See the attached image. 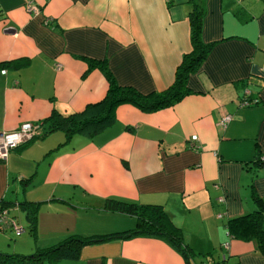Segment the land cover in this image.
<instances>
[{"label":"crops","instance_id":"obj_1","mask_svg":"<svg viewBox=\"0 0 264 264\" xmlns=\"http://www.w3.org/2000/svg\"><path fill=\"white\" fill-rule=\"evenodd\" d=\"M193 2L210 47L180 99L150 110L120 102L114 121L93 135L56 129L0 159V208L21 225L23 201L36 209L35 235L10 243L0 232V250L27 253L69 234L133 228V214L105 207L116 197L160 204L188 256L163 234L135 232L40 264H264V239L234 237L227 227L258 208L254 194L264 199V0H0V130L43 128L53 111L104 97V65L143 93L166 88L192 49ZM224 113L232 117L222 124Z\"/></svg>","mask_w":264,"mask_h":264},{"label":"trees","instance_id":"obj_2","mask_svg":"<svg viewBox=\"0 0 264 264\" xmlns=\"http://www.w3.org/2000/svg\"><path fill=\"white\" fill-rule=\"evenodd\" d=\"M202 12L198 2H193L189 12L192 49L184 53L181 62L177 66L174 80L166 88L143 93L132 86L119 84L112 77L108 67L105 65L101 66L109 81L104 97L88 103L81 110L71 111L66 114L53 111L44 119L48 123L46 127L41 128L39 134L62 129L66 137H70L75 133L93 135L114 121V107L120 102L129 101L150 110L171 104L180 99L189 91L187 85L188 74L201 64L210 47V44H205L200 38ZM257 160L262 162L259 158ZM253 198L258 208L230 218L227 227L228 232L234 237L257 239L262 243L264 239V199L257 194H254ZM23 204L27 206L28 210V231L35 235V206L30 201H23ZM105 207L133 214L137 219L136 226L122 232L96 236L69 234L55 244L39 246L32 253L27 254L0 250V264H40L44 260L75 259L79 256L80 246L84 243L135 232L163 234L188 256L190 248L184 242L180 228L171 222L167 212L160 204L139 203L108 197L105 200ZM261 243L260 245L262 246Z\"/></svg>","mask_w":264,"mask_h":264},{"label":"built area","instance_id":"obj_3","mask_svg":"<svg viewBox=\"0 0 264 264\" xmlns=\"http://www.w3.org/2000/svg\"><path fill=\"white\" fill-rule=\"evenodd\" d=\"M29 10L36 11V7L27 3ZM250 101L243 99L241 103L247 104ZM230 113H224L220 118V123L225 124L231 119ZM41 127L39 124L31 122H22L17 128L12 130H0V159H6L8 152L11 148L26 142L30 137L39 134ZM196 135H191L192 140L196 139ZM260 161L264 162V151L258 155ZM11 228L17 233L24 230V227L20 225L14 218L7 216L4 208L0 210V228Z\"/></svg>","mask_w":264,"mask_h":264},{"label":"rangeland","instance_id":"obj_4","mask_svg":"<svg viewBox=\"0 0 264 264\" xmlns=\"http://www.w3.org/2000/svg\"><path fill=\"white\" fill-rule=\"evenodd\" d=\"M22 226L25 227V230L22 231L21 233H17L14 229H11V228H7V229H0V232H2V234H4V236L8 237L9 234H11V240H10V243H13L14 242V239L18 236H20L21 234H26L28 232V228H27V218L23 215L22 216ZM21 225V224H20ZM7 239H3V244L1 245H4L5 243H7ZM2 251H5V250H2ZM34 251V250H33ZM33 251L31 252H27V253H32ZM7 252H11V251H7ZM27 253H24V254H27Z\"/></svg>","mask_w":264,"mask_h":264}]
</instances>
